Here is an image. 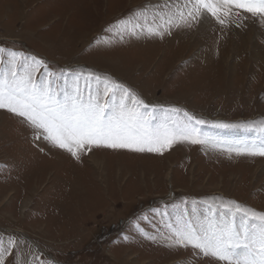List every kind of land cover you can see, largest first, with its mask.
<instances>
[{
	"label": "rangeland",
	"instance_id": "obj_1",
	"mask_svg": "<svg viewBox=\"0 0 264 264\" xmlns=\"http://www.w3.org/2000/svg\"><path fill=\"white\" fill-rule=\"evenodd\" d=\"M163 0H0V48L53 72L110 77L149 105L208 123L212 137L251 140L216 122L264 120V21L205 16L159 36L116 34L117 22ZM213 198L264 212V157L177 143L163 153L92 147L79 159L0 109V237L19 246L4 264H223L170 247L158 211ZM139 225V227H137ZM147 233V235H145ZM155 235L156 239L148 236Z\"/></svg>",
	"mask_w": 264,
	"mask_h": 264
},
{
	"label": "snow or ice",
	"instance_id": "obj_2",
	"mask_svg": "<svg viewBox=\"0 0 264 264\" xmlns=\"http://www.w3.org/2000/svg\"><path fill=\"white\" fill-rule=\"evenodd\" d=\"M242 13L264 21V0H163L119 20L116 34L121 40L126 35L163 38L173 27H190L205 16L225 25L242 19ZM0 109L77 159L92 147L163 153L183 142L224 146L230 155L264 157V120L216 122V128L255 133L251 140L218 139L202 130L207 121L180 108L149 105L110 77L82 70L53 72L42 59L3 48ZM202 203L203 210L195 200L191 206L188 201L171 205L172 213L168 205L158 210L170 217L163 222L170 247H191L223 264H264V212L217 198ZM18 246L15 237H0V264ZM31 264L45 262L33 254Z\"/></svg>",
	"mask_w": 264,
	"mask_h": 264
}]
</instances>
